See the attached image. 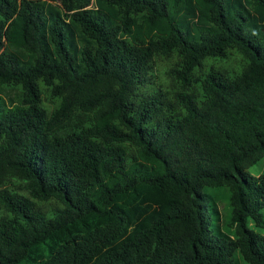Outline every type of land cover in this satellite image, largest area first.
I'll return each mask as SVG.
<instances>
[{
    "label": "trees",
    "instance_id": "trees-1",
    "mask_svg": "<svg viewBox=\"0 0 264 264\" xmlns=\"http://www.w3.org/2000/svg\"><path fill=\"white\" fill-rule=\"evenodd\" d=\"M261 158L264 0H0V264H264Z\"/></svg>",
    "mask_w": 264,
    "mask_h": 264
},
{
    "label": "rangeland",
    "instance_id": "rangeland-1",
    "mask_svg": "<svg viewBox=\"0 0 264 264\" xmlns=\"http://www.w3.org/2000/svg\"><path fill=\"white\" fill-rule=\"evenodd\" d=\"M53 2L55 0H49ZM57 2V1H56ZM248 172L257 175L259 173H264V158H261L258 162L248 167ZM204 193L206 194V207L210 216V224L213 225L215 221V211L214 206H216L217 214L219 217L218 222L220 225L223 223L222 219L226 218L229 214L228 205V191L225 188H204ZM264 232V229L258 228ZM240 264H247L245 261L240 260Z\"/></svg>",
    "mask_w": 264,
    "mask_h": 264
}]
</instances>
